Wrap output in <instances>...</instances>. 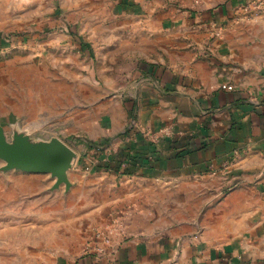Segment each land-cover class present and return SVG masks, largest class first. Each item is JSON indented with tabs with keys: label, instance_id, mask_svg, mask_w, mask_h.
<instances>
[{
	"label": "crops",
	"instance_id": "0c3cea01",
	"mask_svg": "<svg viewBox=\"0 0 264 264\" xmlns=\"http://www.w3.org/2000/svg\"><path fill=\"white\" fill-rule=\"evenodd\" d=\"M60 107L70 133L154 158L72 177L49 217L26 213L57 206L46 176L0 159V246L20 258L45 218L54 248L9 264H264V0H0L7 140Z\"/></svg>",
	"mask_w": 264,
	"mask_h": 264
},
{
	"label": "rangeland",
	"instance_id": "374dc122",
	"mask_svg": "<svg viewBox=\"0 0 264 264\" xmlns=\"http://www.w3.org/2000/svg\"><path fill=\"white\" fill-rule=\"evenodd\" d=\"M16 79H11V96H15L18 98L19 96L22 97L23 90L18 86L19 84L16 83ZM28 98L34 97V94H30L27 92ZM14 94V95H13ZM14 98V97H13ZM21 101H18V104L21 105ZM29 105V102H28ZM22 106V105H21ZM27 116H36L34 115V112L32 110L26 109ZM52 115L49 113L48 115H42V117L35 118V122H40L38 127L32 125H25L23 123H15L16 125L11 128V143L15 144L16 141H13V138L17 135H23L27 137L29 140L27 141L29 145H32L34 148L41 147L42 145H48L53 140H58L67 145L70 149H72L75 152V158L72 164V167L67 171V177L68 182L62 181L58 175H52V174H44L48 181V187L44 190L46 197H53L55 201L57 202V206L54 207L53 205H43V209L36 208L35 206H31L27 208V215H35L39 214L40 212L43 213V217H49L50 215H58V214H66V209L68 208L67 205L69 204V201L72 199H76V196L72 195V188L74 181L72 180V177L75 176H81L82 181L87 178L85 175H91V172H94L93 169L98 171L97 168L100 167V165L105 164L109 162V158L111 156H114L115 152H113L114 147L112 145L110 146L109 143L106 144H100V143H91L90 141H87L84 139V135L78 133V134H72L68 131V125H67V117H66V110L65 108H59L58 110L51 111ZM32 119H28V122L32 124ZM17 122V120H16ZM20 122V121H18ZM131 132L128 131L127 134ZM15 140V139H14ZM107 168V167H106ZM11 172H21V173H27L24 172L21 169L12 168L10 170ZM30 174V173H28ZM130 175V174H125ZM94 181L96 183L104 181L101 179L100 176L94 175L93 176ZM100 177V178H99ZM76 182V181H75ZM56 185H58L56 187ZM70 185V186H67ZM12 196H15L12 193ZM71 196V197H69ZM34 197L33 193L27 194V198ZM56 205V204H55ZM1 213V209H0ZM46 220L45 218H40L39 223L34 221H29L27 223H24V228L27 230L36 229L37 231L30 236V234H27V237L25 238L26 246L23 251H26V254H21L20 258H18V254H15L14 256L11 255L8 257L7 250L0 246V264H9L10 261L20 259L23 260L24 258L32 259L35 258V256H45L50 253L52 249H54L51 244H49L50 239L46 237V234L50 232V229H46L45 231L42 230L40 227H45L46 225L50 223L41 222ZM7 224V223H6ZM34 224V226L32 225ZM4 223L0 221V230L2 229ZM12 231L17 229L19 226V223H12ZM63 231L60 235L66 237L67 236V230H65V224L63 229H60ZM43 233V234H42ZM42 234V236H41ZM11 239V242L13 244H18L20 241V237H16ZM2 240V237L0 236V241ZM22 241V238H21ZM12 244V245H13ZM12 264V262H11Z\"/></svg>",
	"mask_w": 264,
	"mask_h": 264
},
{
	"label": "water",
	"instance_id": "95a60500",
	"mask_svg": "<svg viewBox=\"0 0 264 264\" xmlns=\"http://www.w3.org/2000/svg\"><path fill=\"white\" fill-rule=\"evenodd\" d=\"M28 140L17 135L13 138L16 143L12 144L0 126V159L6 163L2 170L16 168L31 174L58 175L62 181L68 182L67 171L72 167L75 152L58 140L38 148L27 144Z\"/></svg>",
	"mask_w": 264,
	"mask_h": 264
},
{
	"label": "trees",
	"instance_id": "16d2710c",
	"mask_svg": "<svg viewBox=\"0 0 264 264\" xmlns=\"http://www.w3.org/2000/svg\"><path fill=\"white\" fill-rule=\"evenodd\" d=\"M161 143H162V140L160 141L159 145H161ZM151 158H154V157H150L149 155H146V154L144 155L139 154V156L132 157L131 154L122 153L121 155H118V156H111L109 158V162L100 165V167L105 166L108 169L114 170L116 172H120L122 174H133L134 167L137 165L139 161H143L144 164H150ZM123 163H128V167L123 168Z\"/></svg>",
	"mask_w": 264,
	"mask_h": 264
},
{
	"label": "built area",
	"instance_id": "2783aa9c",
	"mask_svg": "<svg viewBox=\"0 0 264 264\" xmlns=\"http://www.w3.org/2000/svg\"><path fill=\"white\" fill-rule=\"evenodd\" d=\"M223 88L229 89V90L233 89V87L229 86V85H224ZM150 136L152 138V139H150V141L152 143L157 144V145L160 144L161 139H159V138H157L156 136H153V135H150ZM127 167H128V163H123V168H127ZM98 238L103 240V242H106V243H110V241H111L108 234L104 235L103 233H100V232L98 234Z\"/></svg>",
	"mask_w": 264,
	"mask_h": 264
}]
</instances>
